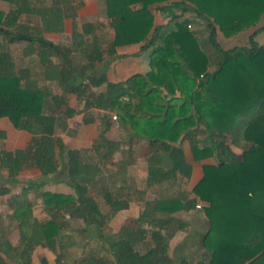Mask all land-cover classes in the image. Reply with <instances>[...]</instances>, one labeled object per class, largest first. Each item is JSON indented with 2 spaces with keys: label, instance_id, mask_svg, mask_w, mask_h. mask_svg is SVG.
I'll use <instances>...</instances> for the list:
<instances>
[{
  "label": "trees",
  "instance_id": "1",
  "mask_svg": "<svg viewBox=\"0 0 264 264\" xmlns=\"http://www.w3.org/2000/svg\"><path fill=\"white\" fill-rule=\"evenodd\" d=\"M4 1L16 8L5 16L0 13V34L9 36L11 42L35 44L40 66L59 90L60 95L51 99L64 106L62 119L76 114L65 102L66 96L75 95L82 100L79 112L118 110L120 123L128 124L134 136L146 140L150 152L145 187L176 181L177 175L188 178L190 167L176 145L180 139L188 141L194 161L215 159L214 165L202 166V178L191 191L204 204L201 211L207 225L200 239L204 250L200 259L191 263L167 255V243L175 231L170 214L195 203L177 195L160 198L150 210L145 204L135 220V229L124 225L113 235H102L101 229L114 214L127 208V201L104 191L100 197L108 210L100 211L89 195L96 170L82 162L79 152L64 149L54 136L57 116L52 110L45 113L43 109L47 93L21 87L20 74L13 76L2 71L0 118H7L15 129L30 134L31 139L22 151L1 152L0 169L6 168L9 176L26 166L38 170L42 178L63 175L73 190L72 197L39 194L48 215L43 224L32 219L29 203L28 221L20 225L27 226L29 243L52 249L54 238L64 228L60 221L66 214L82 221L84 227L77 231L79 234H93L97 240L96 250L83 253L70 264H264V46L254 41L256 31L248 35L247 45L226 49L220 46L216 34L218 31L230 37L254 26L264 14V0H103L106 25L111 31L104 49L101 45L105 41L95 35L101 24L78 26L74 21L67 46L11 35L2 25L15 22L31 9L29 0ZM173 7L205 21L207 42L219 56L212 72H206L207 58L185 21L175 23V29L164 36H160L161 27H153L151 8L171 15ZM45 24L46 29L54 25L48 20ZM157 43L149 54L150 69L144 75L108 83L105 68L95 69L96 64L114 60L118 48L140 45L148 49ZM73 54L80 56L79 62L72 60ZM8 60L6 53H0V67ZM102 85L103 89L98 90ZM175 89L182 95L179 104L170 102ZM122 97L136 101L122 103ZM99 119L92 150H101L100 157L105 159L117 146L105 137L111 128L108 114ZM91 121L84 114L82 122ZM199 126L207 146L199 147V140L191 131ZM234 146L241 147L239 154L233 152ZM19 258L15 264H31L29 257ZM40 264L47 263L42 260Z\"/></svg>",
  "mask_w": 264,
  "mask_h": 264
},
{
  "label": "crops",
  "instance_id": "2",
  "mask_svg": "<svg viewBox=\"0 0 264 264\" xmlns=\"http://www.w3.org/2000/svg\"><path fill=\"white\" fill-rule=\"evenodd\" d=\"M44 1L45 0H29V8L31 10H27L20 14L15 22H11L9 25H2V28L14 36L42 38L54 45L67 46L70 42V34L72 32L73 22L75 21L74 18L77 15V9H73V14H65L64 16H61L60 9L57 8L54 3L52 7H46ZM94 3L95 0H88V3H86L84 8H87V6L90 5L91 11L83 15H89L93 19L83 23H91L95 25L98 23L103 25L102 22L104 21V24H106V18H103V21H101V18L95 16V9L92 8ZM14 8H16L14 4L0 0V13L2 15L5 16ZM82 10L83 9L79 10L81 14ZM46 11L48 12L49 18L51 17V22L54 24L51 29H46V19L44 17ZM85 11H87V9H85ZM80 13H78V15H80ZM164 14L167 13L164 12ZM259 21L261 26L256 24L251 28L253 29L251 33L256 31L254 41L258 46H264V25L262 24V22L264 23V14H262ZM57 28L58 30H56ZM103 29L106 32V35L100 37L98 33ZM95 35L99 36L102 41H105V43L101 45V48L104 49L107 41L111 39V31L107 26H101L95 30ZM256 36H260L259 40H256ZM158 45L159 44L157 43L155 46L148 49H142L140 45H130L118 48L116 50L117 57L114 60L109 63H101V65L96 64L95 69L98 70L99 68H105L104 74L106 82L108 83L123 82L133 75H144L150 69L148 64L149 54L151 50ZM0 53H6L9 56V60L6 64L0 67V72H6L7 70V72L13 76H18L20 74L21 87L38 89L47 93L45 100L49 102V105L45 102V106L47 105V110H52L53 114L57 116V126L54 129V136L61 141L64 149L79 152L82 162L91 165L94 170L102 173V175L96 174L95 182L92 183L91 187L89 186L90 196L93 197V195H95V197H100L104 191L114 195V193L110 191L108 185L109 178H112L113 174L118 173L123 175L125 172L130 173V170H136L134 176H129V174L124 175L127 182L126 184H124L123 180L122 184H118V186L114 188L116 190L115 192H118L119 194L118 197L127 201V208L114 214L103 228H111V226L112 228L116 227L115 230H112L113 233H111V235L117 233L120 227L124 225L135 229L137 226L135 220L134 222L129 223L124 222L125 220L122 219L124 214L133 211V219H136L140 212L146 207L145 204H148L147 209L150 210L160 198H168L169 196L177 195L182 200H194L195 203L193 207L170 214V217L172 218L171 227L175 228V231L168 240L167 255L171 259H184L191 263L200 259L204 253V250L200 245V239L205 233L207 225L202 211L195 208V205L198 204V200L191 191L202 178V166L214 165L215 159L207 158L200 161H194L189 150L188 141L180 139L176 145L178 144L181 148L185 163L190 167L188 178L181 179L177 175L176 181H169L161 185L147 188L145 187L146 159L149 156L150 151L146 140L134 136L133 132L129 129L128 124L117 126L119 129L114 131V126L108 119L111 128L105 134V137L107 140L116 144V151L121 155L119 157H112V159L110 157L104 159H111V162H113V171L107 175L102 169L103 164L101 161L103 159L100 157L102 151L100 150L98 153L94 152L92 146L97 139L98 127L100 125L99 118L103 114H108L109 116L113 114V111L104 112L102 110L92 109L90 111L79 112L82 108V100H79L75 95H68L65 97L67 107L74 109L77 112L70 118L62 119L60 115L63 112L64 106L55 104L51 99L54 97L57 98L60 95L59 90L55 81L46 77L44 68L40 66L36 56L35 44L26 41L11 42L10 37L2 33L0 34ZM79 57L78 54H73L71 56L72 60H78L77 62H79ZM103 59L105 60L107 57H104ZM52 61H54V59ZM52 86L55 89L51 90L50 87ZM103 87L104 85L98 90H102ZM162 93L163 97L166 98L167 96L164 94L165 92L162 91ZM124 99L125 97H122V100ZM84 114L85 117L87 114V117L92 120L90 123L82 122ZM191 131L197 140H199V147L208 145V142L204 141L205 134H203L202 138H198L199 133L202 135L203 128L201 126L194 127ZM30 139V134L23 130L15 129L7 118H0V153L22 151L27 147ZM143 149L146 151L143 152ZM113 155L116 154H112L111 156ZM56 156H59L58 151H56ZM139 168L142 169L138 170ZM131 176L132 181L136 180L138 183L142 184V186L135 187L131 182V179L129 180ZM98 180H100V183ZM29 183H32L33 186L30 187ZM96 183L98 184L96 185ZM47 184H51V187H54L52 188L53 193L57 195L73 196V190L65 183L63 175H59L56 178L53 176L42 178L38 170L29 169L26 166L16 175L9 176L6 168L0 169V262H3L4 264H15L19 261V257L22 255V259L29 257L31 264H40V261L42 260H45L47 264H55L56 259L59 261L58 264L66 263V261L63 262L62 259L68 252L69 248H67V246H72L73 241L71 240V237H74L73 235H81L77 231L84 227L81 220L72 219L69 218L68 215L63 214L64 219L60 222L64 223V228H62L60 234L54 238L52 249L40 246L37 242L30 241L29 243V230L27 226L20 227L22 223L28 221L27 212L29 209V203H31L30 211L32 219L37 223L42 224L46 221L44 218L45 210L41 204L39 194L43 193L45 189L42 188ZM133 194L134 196L130 198ZM114 196L117 197V195ZM147 196L151 197L149 201L146 199ZM199 203L202 207L204 206L203 203ZM133 204H136L137 207H135V205L133 206ZM105 207L106 210H108L106 205ZM73 220L79 221L80 225H77L78 227H73ZM103 228L101 229V234L105 235ZM81 237L86 240L83 245L87 244L86 242L88 240L97 243L93 234L87 233L81 235ZM29 245H31L30 249L28 247ZM74 259L76 258H72L71 261Z\"/></svg>",
  "mask_w": 264,
  "mask_h": 264
},
{
  "label": "rangeland",
  "instance_id": "3",
  "mask_svg": "<svg viewBox=\"0 0 264 264\" xmlns=\"http://www.w3.org/2000/svg\"><path fill=\"white\" fill-rule=\"evenodd\" d=\"M44 5L46 7H52L53 3L56 5L57 8L60 9V12H61V16H64L65 14H73V9H77V15L76 17L74 18L75 19V22L77 25H80L82 24L83 22H87L88 20H91L93 19L91 16L87 15H83L85 13H89V11H91V6L88 5L87 8H84L86 3H88V0H45L44 1ZM94 5V7H93ZM92 5V8L95 9V16L97 18H101V21H103V18H105V6H104V1L103 0H95V3ZM80 9H83L81 12L82 14L80 13ZM85 9H87V11H85ZM152 12H153V15H154V20H153V27H161L160 28V36H164L166 35L168 32L170 31H173L175 29V23H181L182 21H185L186 22V27L187 29H189L196 37V40H197V44L199 46V48L201 49V51L204 53V55L206 56L207 58V67H206V72L210 73L213 71V69L215 68L217 62H218V59H219V56L218 54L210 47V45L208 44L207 42V34H208V31L206 29V23L204 20L200 19V18H197L194 16L193 13H189V12H185V13H181L180 12V9L177 8V7H173L172 8V14L169 15V14H164V13H161L157 10H155L154 8H151ZM78 13H80V15H78ZM262 16V15H261ZM260 16V17H261ZM44 17L46 20L48 21H51V17L49 18L48 16V12L46 11V13L44 14ZM260 20V18H259ZM257 21L255 23V25H260L261 24L259 23L260 21ZM105 22L103 21L102 22V26H107L106 24H104ZM98 24V23H96ZM262 24L264 25V23L262 22ZM254 25V26H255ZM252 26V27H254ZM252 27L250 28H246L240 32H238L237 34L233 35V36H230V37H224L220 32L217 31V41L219 42L220 46L224 49L226 48H230V47H233V46H243V45H246L248 43L247 41V37L248 35L251 33V31L253 29H251ZM98 35L100 37H103L104 35H106V32L103 30H101ZM260 36H256V40H259ZM64 39V38H62ZM259 42V41H258ZM74 62H77L78 60H73ZM51 90L52 89H55L53 86L50 87ZM31 89V88H29ZM173 96H171V103H177L179 104L181 99H182V95L180 92H178L176 89L175 91L172 93ZM135 98H131V99H128L127 97H125L124 100L121 99V102L122 103H131V104H134L135 103ZM47 102V105H49V102ZM44 106V112H48V106ZM114 117V118H113ZM109 120L111 121V123L113 124L114 126V131H117L119 128H117V126H120L121 123H120V120H119V111L118 110H114L113 111V114L109 115ZM117 124V125H116ZM127 125V124H126ZM199 133V132H197ZM203 131H202V135L199 133V137L198 138H202L203 137ZM233 151L234 153L236 154H239L240 150H241V147L240 146H234L233 148ZM143 152H145L146 150L143 149L142 150ZM113 154H116V155H113V156H110V158L112 159V157H119L121 154L118 153V151H115ZM142 155V154H141ZM144 155V154H143ZM99 159V158H97ZM111 159H106V160H102V169H103V172L104 173H110L113 171V162H111L112 160ZM143 166V165H142ZM141 166V167H142ZM142 168H139L138 170H140ZM99 170V169H98ZM119 171V170H118ZM98 175H102V173L99 171H96ZM126 174H129L134 176L136 174V170L134 171H131L130 170V173H127L125 172L123 175L122 174H113L112 178L110 177L109 180H108V185H109V188H110V191L114 193V195H117V197L119 196L118 192H115L116 190L114 189L116 186H118V184H122L123 180H124V184H126V180H125V176ZM111 175V174H110ZM132 176L131 178H129V180L131 179V182L133 183V185L135 187H141L142 184L138 183L136 180L132 181ZM53 177H58L57 175L53 176ZM100 180H98L99 182ZM128 181V180H127ZM130 182V181H129ZM100 183V182H99ZM98 183H96L97 185ZM52 188L54 187H51V184H47L45 187H43L42 189H45L44 191L42 189H40L41 191H43V193H49V194H53V195H57L55 193H53V190ZM114 189V190H113ZM117 193V194H116ZM61 197H72L71 195H60ZM134 196L131 195L130 198ZM96 203L98 204L99 208L101 209L102 212H106V207L105 205L103 204V200L102 198L93 195ZM123 197V196H122ZM136 198V197H135ZM151 197L147 196L146 199L149 201ZM40 201L42 202V199H40ZM200 201H198V204L200 205V208L199 210H201L202 208V205L199 203ZM135 205V207H137L136 204H133V206ZM135 211V210H134ZM132 214H134L133 211H130L128 212L127 214H124L123 218L125 221L124 222H134V220L136 219H133V216ZM44 218L47 219L48 218V215L46 213H44ZM79 221H72V226L73 227H78L80 224ZM78 225V226H77ZM116 228V227H115ZM115 228H103V231L105 233V235L107 236L108 235H111V233H113L112 230H115ZM74 237H71V240L73 241L72 242V246L68 247V252L66 254L65 257H63L62 261L66 263H63V264H68V263H71V259L72 258H78L80 257L83 253H88L89 251L91 250H96V247H97V243L95 242H90V240H88L85 244V239H83L81 237V235H73ZM104 245V244H103Z\"/></svg>",
  "mask_w": 264,
  "mask_h": 264
},
{
  "label": "built area",
  "instance_id": "4",
  "mask_svg": "<svg viewBox=\"0 0 264 264\" xmlns=\"http://www.w3.org/2000/svg\"><path fill=\"white\" fill-rule=\"evenodd\" d=\"M113 118H114V117H113ZM195 208H196V209H199V208H200V205H199V204H196V205H195Z\"/></svg>",
  "mask_w": 264,
  "mask_h": 264
}]
</instances>
